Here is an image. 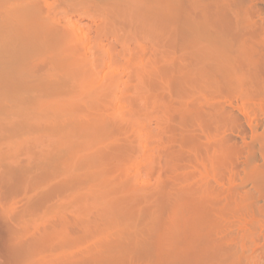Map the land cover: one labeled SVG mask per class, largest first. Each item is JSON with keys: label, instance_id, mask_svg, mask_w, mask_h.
<instances>
[{"label": "bare ground", "instance_id": "bare-ground-1", "mask_svg": "<svg viewBox=\"0 0 264 264\" xmlns=\"http://www.w3.org/2000/svg\"><path fill=\"white\" fill-rule=\"evenodd\" d=\"M158 81L197 96L162 109L151 95ZM209 89L244 93L236 107L252 139L240 137L244 152L225 134L215 140L205 174L235 167L246 152V182L228 174L220 194L205 183L144 209L150 121L171 111L195 121ZM251 105L264 115V0H0V264H87L89 254L94 264H134L141 254L145 264H264V122L253 124ZM218 113L231 130L240 122ZM125 128L136 140L112 177L103 169L114 156L103 149ZM91 211L99 218L84 220Z\"/></svg>", "mask_w": 264, "mask_h": 264}, {"label": "rangeland", "instance_id": "rangeland-1", "mask_svg": "<svg viewBox=\"0 0 264 264\" xmlns=\"http://www.w3.org/2000/svg\"><path fill=\"white\" fill-rule=\"evenodd\" d=\"M50 1H52L53 2V0H50ZM75 19L77 18H79L78 16L77 17H74ZM87 20V21H86ZM89 21H88V19H85V20H83L81 23L82 24H84V23H88ZM97 23H99V21L97 22ZM94 26H93V25ZM90 25H91V27L93 26V30L96 28V23H90ZM91 29V28H90ZM92 30V31H93ZM93 33V32H92ZM146 43H147V48L148 49H150L149 51H152V46H151V44H150V42L148 43L147 41H146ZM134 44V43H133ZM148 51V50H147ZM122 62H124L123 60H122ZM166 86V85H165ZM164 85H162V83L160 82V81H158L157 82V84L155 85V88H153L152 89V92H151V95H153V97H157V100H159V102H161L159 105H161L162 104V109H163V106L164 105H168L169 107H172V109L173 108H175V107H177L178 108V106L181 104V102L180 101H185V102H187L188 100V97H190V99H191V95L193 94V96L192 97H194V96H197V95H194V93L195 92H193L192 93V91L190 92V89L191 88H189L188 89V91L191 93L190 94V96H181L180 97V95L179 94H181V92L179 93L178 92V90H177V86H176V88L175 87H172V86H168V87H170V88H168L167 86V88L165 87ZM172 87V88H171ZM173 89V90H172ZM179 89V88H178ZM177 90V91H176ZM166 91V92H165ZM209 91H211V92H209ZM209 91H208V93H209V95L211 94V96H209V98L212 100L213 98H215V100L213 99L212 101L209 99V101H205L206 103L205 104H203V102H204V100L202 101H199L200 103L199 104H203V105H205V106H203V108L201 109V108H199L198 107V101L196 102V101H194V100H190V103H192L193 101L196 103V105H197V107L199 108V110H201V111H203L202 112V114H200V116L201 115H204V112L207 114V115H205V116H203V117H201V121L200 122H195L196 120H200V116H199V118L198 119H196L195 121H194V119L192 120V119H185L184 121L185 122H183V119H184V117H181L182 115H178V113H175L174 111H171V112H169V115L167 114V115H165L164 116V119H165V117L167 118V119H162L161 121H159L158 122V120L157 119H155V118H152V120L150 121V125H151V127L154 129V131H155V135H157V137H155V135H154V141H155V147H154V153H153V158H152V160L151 161H153L152 162V164H151V167H150V164H149V167L147 168V165H146V167H144L143 168V166H145V163H141L140 162V160H142V159H144V155L142 154V153H140V152H136V153H134L133 155V157H134V160H135V162L136 163H138V164H140V166L144 169V171L141 169L140 171H143V172H141L142 173V176L145 174V175H147V176H143V177H145V178H143L142 180H140V182L138 183V185L142 188H144L145 190H146V194L144 195L145 197H144V199H143V205H144V209L146 208V206H147V208L148 209H150L151 207L152 208H154L156 205H158V204H160L161 203V200H162V198H163V196H167V198H169V197H171V196H173V195H175L177 192H182V193H188V192H190L192 189H194V188H201V186L202 187H204V186H206V184L205 183H207V184H209V185H211L212 183V185L211 186H207L209 189L210 188H212V187H214V191H215V188H217V193L219 192V194H220V191L221 190H219V188L220 189H222V191H223V188H221L220 187V185H219V183H218V180H226V183L228 182V176L230 177V179H232V178H234L236 181V185H241L244 181L246 182V168L243 166V158H245V156L247 155V153L245 152V154L244 153H242L243 155H240V156H238V157H240L241 159H240V161H239V163L238 162H235L234 160V162L237 164H234V162H233V164H234V166L235 167H228V168H224V169H222V167L220 168V170H223V172H220L219 171V169H218V167H214L212 170H215V168H217L216 170L217 171H214V173H213V171L211 172L212 174H214V175H212V176H206V174H205V172H206V168H207V166H208V169H211V165H210V162H209V160H211V159H213L214 158V156H215V153L214 152H216L217 151V147L216 146H218V144L215 146L214 145V143L217 141L218 143L219 142H221V141H218L219 140V138H221L222 136H223V138H224V134H225V138L227 137V139H230L231 138V143H235V146H236V143L238 144L237 146L238 147H240V148H242L243 149V152H244V150H246L247 149V147H246V145L244 144V142L242 141V138H240V137H244V138H246V142L248 141V142H251V139H252V133H251V129H250V126L248 125V123H247V120H246V118L242 115V114H240L239 113V110H237L238 108L237 107H239V105H243L244 103V97L245 96H243L244 95V93H240V92H234V94H233V96H232V94H231V96L228 94V95H225L226 93L225 92H220V94L222 95V97H223V95H224V98H222V97H220V95H218L219 94V91L217 90L216 92L218 93H215L214 92V94H213V90H211V89H209ZM173 92V93H172ZM179 94H178V93ZM153 93V94H152ZM156 93V94H155ZM163 93V94H162ZM168 93V94H167ZM170 93V94H169ZM224 93V94H223ZM168 96H167V95ZM241 94V95H240ZM182 95V94H181ZM185 95H187V94H185ZM214 95H216V97L214 96ZM219 96V98L217 99V97ZM236 95H238V96H236ZM240 95V96H239ZM212 96H214L213 98H212ZM230 96V97H229ZM187 97V98H186ZM199 97V96H198ZM243 99H242V98ZM162 100H161V99ZM173 98V99H172ZM181 98V99H180ZM182 98H184V99H182ZM233 98V99H232ZM235 98V99H234ZM197 99H199L200 100V98H197ZM196 99V100H197ZM201 99H203V97L201 98ZM219 99H220V101H219ZM228 99V100H227ZM164 100V101H163ZM180 100V101H179ZM234 100V101H233ZM218 101V102H217ZM224 101V102H223ZM229 101L230 102H232L233 104H234V106L232 107V105H230V104H228L229 103ZM164 102V103H163ZM167 102V103H166ZM175 102V103H174ZM193 102V103H194ZM238 102V103H237ZM166 103V104H165ZM180 103V104H179ZM183 103V102H182ZM189 103V102H188ZM218 103V104H217ZM243 103V104H242ZM184 104V103H183ZM239 104V105H238ZM253 104V103H252ZM196 105H194V106H192L191 105V108L192 107H195ZM217 107V109H218V112H221L222 113V111L219 109V107H220V105L221 106H223V107H220L221 109H224L225 111H226V114H225V111H223V113H224V115L226 116H228L229 115V113L231 112V114L233 113V114H235L238 118H239V120H240V122L238 123V125L234 128V129H232L231 130V126L230 125H227L228 127H226L225 126V124H222L223 122H221V121H223V119H225V118H223L222 119V115L221 116H218V115H220L218 112H216V113H214V110H215V108H214V110H213V107ZM218 105H219V107H218ZM237 106V107H236ZM201 107V106H200ZM251 108H249V110L251 111V114H252V116H253V114H254V118L252 117V121H253V124H255V123H257V122H260L259 120H262L261 121V124H263L262 122H264V118H262V117H264V115H263V113L259 110V109H257L255 106H250ZM253 107H255V108H253ZM258 107V106H257ZM207 108V109H206ZM212 108V109H211ZM236 108V109H235ZM254 110H253V109ZM259 108V107H258ZM220 110V111H219ZM254 112H253V111ZM170 111V110H169ZM217 111V110H216ZM210 112H212L213 114L212 115H210L211 113ZM229 112V113H228ZM257 112H259V114H257ZM208 113H210V114H208ZM222 113V114H223ZM217 115L216 117L218 118V117H220L219 118V121H218V119L217 120H215V116L214 117H211V116H213V115ZM223 115V116H224ZM206 116H210V118H213L214 119V121H211V120H213V119H210V118H208L207 120L209 121H207L206 122ZM260 116H261V118H260ZM170 117V118H169ZM181 117V118H180ZM179 118V119H178ZM202 118H204V119H202ZM169 119V120H168ZM174 119V120H173ZM210 119V120H209ZM220 119H222V120H220ZM164 120V121H163ZM190 120H192L193 122L191 123V121ZM258 120V121H257ZM187 121V122H186ZM190 121V122H189ZM203 121H205L204 123H203ZM177 122V123H176ZM216 124H215V123ZM191 123V124H190ZM214 123V124H213ZM159 124V125H158ZM182 126H185L186 127V125H188L186 128L185 127H182ZM200 124V125H199ZM242 126H241V125ZM191 125V126H190ZM199 125V126H198ZM209 125V126H208ZM221 125V126H220ZM240 125V126H239ZM218 126V127H217ZM230 126V127H229ZM261 126L262 125H260V129H261ZM123 127H125V126H123ZM159 127V128H158ZM196 128V129H194V128ZM204 129H203V128ZM205 127H207L206 129H205ZM216 127V128H215ZM225 127V128H224ZM185 128V129H184ZM218 128V129H217ZM127 128H125L124 129V131H123V133H124V135H123V133H118V134H116V135H114L115 137H112L111 139L112 140H109L108 141V143H107V145L105 146L106 148H104L103 150L105 151H103L104 152V154L102 155V156H104V158H107V157H111V156H114V157H116V158H114V157H111V159L110 160H108L106 163H105V166H104V169H103V171L105 170V172L108 174V175H110V176H112V177H117V175H119V173H121V171H120V168H121V163H122V160H121V157H119V152L121 151V150H123V148H125L126 146H128V144H133L134 142H133V140H136V137H135V134L131 131V129H127ZM157 129V130H156ZM212 129H214V130H212ZM219 129H220V131L221 132H219ZM238 129H239V131H238ZM246 129V130H245ZM180 132H179V131ZM184 130V131H183ZM192 130V131H191ZM195 130V131H194ZM216 130H218V131H216ZM229 130V131H228ZM231 130V131H230ZM175 131V132H174ZM188 131V132H187ZM244 131V132H243ZM130 132V133H129ZM161 132V133H160ZM168 132V133H167ZM177 132V133H176ZM210 132V133H209ZM160 133V134H159ZM200 133V134H199ZM214 133V134H213ZM218 135H217V134ZM193 134H195V135H193ZM203 134L205 135V136H203ZM227 134V135H226ZM230 134V135H229ZM118 136L121 138H118ZM192 136V137H191ZM210 136H212V137H210ZM215 136V137H214ZM217 136V137H216ZM230 136V137H229ZM233 136V137H232ZM236 136V137H235ZM239 136V137H238ZM182 137H184V138H182ZM196 137V138H195ZM199 137V138H198ZM208 139H207V138ZM214 137V138H213ZM229 137V138H228ZM173 138V139H172ZM178 138V139H177ZM188 138V139H187ZM198 138V139H197ZM222 138V139H223ZM120 139V140H119ZM128 139V140H127ZM218 139V140H217ZM222 139H220V140H222ZM156 140H157V144H156ZM165 140H167V142L165 141ZM190 142H189V141ZM211 140H212V142L213 143H211ZM216 140V141H215ZM114 141V142H113ZM199 141V142H198ZM235 141V142H234ZM130 142V143H129ZM162 142V143H161ZM173 142H175L174 144H173ZM181 142V143H180ZM216 142V143H217ZM182 143H184V144H182ZM205 143V144H204ZM114 144V145H113ZM123 144V145H122ZM164 144V145H163ZM166 144V145H165ZM182 144V145H181ZM210 144H212V145H210ZM153 145V146H154ZM170 145V146H169ZM190 145V146H189ZM207 145V146H206ZM213 145H214V147H216L214 150H216V151H212L213 150ZM200 147V148H199ZM175 148V149H174ZM178 148V149H177ZM245 148V149H244ZM193 149V150H192ZM198 149V150H197ZM204 149H205V151H204ZM211 149V150H210ZM157 150V151H156ZM189 150V151H188ZM195 150V151H194ZM180 151V152H179ZM211 151V152H210ZM247 151V150H246ZM108 152H109V154H108ZM187 152V153H186ZM210 152V153H209ZM166 153H167V155L169 156H167L166 155ZM179 153V154H178ZM186 153V154H185ZM193 153H195V154H193ZM203 153V154H202ZM214 153V156H211L210 157V155L211 154H213ZM110 154H112V155H110ZM137 154H138V156H137ZM189 154V155H188ZM191 154H193V155H191ZM175 156V158H174V156ZM177 155H179V156H177ZM204 155V156H203ZM106 156V157H105ZM136 156V157H135ZM166 156V157H165ZM168 157V158H167ZM171 157V158H170ZM200 157V158H199ZM208 157H210V159L208 158ZM213 157V158H212ZM141 158V159H140ZM173 158V159H172ZM195 158V159H194ZM197 158V159H196ZM137 159H139V161L137 160ZM205 159V160H204ZM207 159V160H206ZM209 159V160H208ZM239 159V158H238ZM197 160V161H196ZM245 160V159H244ZM163 161V162H162ZM171 161V162H170ZM178 161V162H177ZM201 161V162H200ZM236 161H237V158H236ZM241 161H243V162H241ZM119 162H121V163H119ZM161 162V163H160ZM194 162V163H193ZM199 162V163H198ZM172 163V164H171ZM174 163V164H173ZM193 163V164H192ZM196 163V164H195ZM212 163V162H211ZM117 164V165H116ZM166 164V165H165ZM175 164H176V166H177V168H176V166H175ZM233 164H229V165H232L233 166ZM159 165H161V166H159ZM202 165V166H201ZM216 165V164H215ZM242 165V166H241ZM116 166H117V168H116ZM184 166V167H183ZM218 166V165H217ZM170 168V169H167V168ZM201 167V168H200ZM146 168H147V170H146ZM150 168V169H149ZM163 168V169H162ZM181 168V169H180ZM157 169V170H156ZM163 171H162V170ZM167 169V170H166ZM203 169V170H202ZM229 169V170H228ZM231 169V170H230ZM236 169V170H235ZM238 169V170H237ZM243 169L245 170V171H243ZM146 170V171H145ZM160 170V171H159ZM169 170V171H168ZM189 172H188V171ZM227 170H228V172H227ZM234 170V171H233ZM240 170V171H239ZM149 171V172H148ZM156 171V172H155ZM159 171V172H158ZM167 173H166V172ZM211 171V170H210ZM224 171H226V172H224ZM118 174H117V173ZM145 172V173H144ZM147 172V173H146ZM155 172V173H154ZM158 172V173H157ZM161 172V173H160ZM187 172V173H186ZM194 172V173H193ZM219 172V173H218ZM199 173H201L200 175H199ZM221 173V174H220ZM222 173H225V174H222ZM235 173V174H234ZM245 173V174H244ZM161 174V175H160ZM185 174H186V176H185ZM191 174H193V175H191ZM228 174H230V175H228ZM237 174V175H236ZM219 175H221V176H219ZM226 175V176H225ZM228 175V176H227ZM234 175H235V177H234ZM157 176V177H156ZM164 176V177H163ZM152 177V178H151ZM162 177V178H161ZM167 177V178H166ZM183 177V178H182ZM204 177H205V179H204ZM213 177V178H212ZM232 177V178H231ZM243 177V178H242ZM80 178H82V177H80ZM153 178H154V181H153ZM159 178V179H158ZM166 178V179H165ZM200 178V179H199ZM207 178V179H206ZM239 179V178H242V180L241 179H239V180H237V179ZM87 179H89V178H85V176H84V178L83 179H78L77 181L82 185V186H84V185H86V183H85V180H87ZM161 179V180H160ZM184 179V180H183ZM191 179H192V181H191ZM197 179V180H196ZM234 179H233V181H234ZM84 180V181H83ZM90 180V179H89ZM88 180V181H89ZM145 180V181H144ZM168 180V181H167ZM177 180L179 181V182H177ZM188 180V181H187ZM205 180V181H204ZM224 180V181H225ZM77 181H75L74 182V184H73V186L72 187H74L75 189H76V186L78 187L77 189H80V187H79V183L77 182ZM81 181H83V182H81ZM88 181H86L87 183H89ZM148 181V182H147ZM191 181V182H190ZM198 181V182H197ZM204 181V182H203ZM210 181V182H209ZM223 181V182H224ZM240 181V182H239ZM77 182V183H76ZM188 182V183H187ZM195 182V183H194ZM201 182V183H200ZM212 182V183H211ZM215 182V183H214ZM244 182V183H245ZM83 183V184H82ZM85 183V184H84ZM166 183V184H165ZM177 183H178V185H177ZM192 183V184H191ZM76 184H79V185H76ZM197 184H198V187H197ZM76 185V186H75ZM80 185V186H81ZM151 185V186H150ZM164 185V186H163ZM193 185V186H192ZM243 185V184H242ZM247 185V184H246ZM81 186V187H82ZM163 186V187H162ZM172 186V187H171ZM226 187H228L229 188V186L228 185H226ZM152 189V190H151ZM158 189H159V191H158ZM174 189V190H173ZM186 189V190H185ZM191 189V190H190ZM213 189V188H212ZM227 189V188H226ZM186 192H185V191ZM190 190V191H189ZM163 191H164V193H167V194H165L164 195V193H163ZM188 191V192H187ZM221 191V192H222ZM225 191V190H224ZM223 191V192H224ZM153 192V193H152ZM169 192V193H168ZM175 192V193H174ZM216 192V191H215ZM66 193V194H65ZM64 194H65V196L67 197L68 196V194H70L68 197H70L71 196V194H72V191L71 190H67L66 192H65ZM68 193V194H67ZM154 194V195H153ZM171 194V195H170ZM169 196V197H168ZM147 198V199H146ZM51 204H52V202H51ZM49 205H50V203H49ZM149 205H151V206H149ZM152 205H154V207L152 206ZM147 209V210H148ZM91 213L93 214V215H95V216H92L91 215ZM97 214V213H96ZM96 214H95V211H91V212H88L87 214H86V216L85 215H83L82 216V218L84 219V220H87V218H88V220L89 221H93L94 219H98L97 217H96ZM67 216H68V218L69 219H71V222L72 221H74V220H72L73 218L75 219L76 218V213H74V212H72V211H68L67 212ZM97 216H98V214H97ZM71 217H73V218H71ZM85 217V218H84ZM92 218H94L93 220H92ZM91 219V220H90ZM87 220V221H88ZM143 225L142 224H140L139 225V227H142ZM74 228H75V226H73V227H70V229H73L74 230ZM264 229V228H263ZM263 234H264V230H263ZM248 244H249V242H248ZM249 246V245H248ZM87 254V256H88V254L89 253H86ZM90 256V257H89ZM89 256L88 257H86L85 259L86 260H88V262L89 263H87V264H94L93 262H92V260L93 259H91L93 256H92V254L90 255L89 254ZM92 256V257H91ZM143 255L141 254V255H135V257H133V262H134V264H140V262L142 261V260H144L143 258H142V260H141V258L139 259V257H142ZM84 257H85V255H84ZM138 257V258H137ZM137 258V259H136ZM137 260V261H136ZM139 260V261H138ZM141 264H145V260H144V263H142L141 262Z\"/></svg>", "mask_w": 264, "mask_h": 264}]
</instances>
